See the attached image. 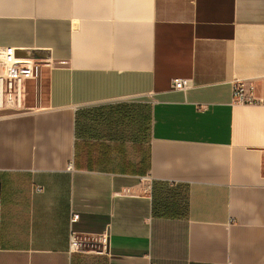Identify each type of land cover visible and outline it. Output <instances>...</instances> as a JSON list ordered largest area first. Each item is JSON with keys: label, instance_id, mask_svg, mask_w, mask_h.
I'll return each mask as SVG.
<instances>
[{"label": "crops", "instance_id": "0c3cea01", "mask_svg": "<svg viewBox=\"0 0 264 264\" xmlns=\"http://www.w3.org/2000/svg\"><path fill=\"white\" fill-rule=\"evenodd\" d=\"M7 46L40 65L0 107V264H264V0H0Z\"/></svg>", "mask_w": 264, "mask_h": 264}, {"label": "built area", "instance_id": "2783aa9c", "mask_svg": "<svg viewBox=\"0 0 264 264\" xmlns=\"http://www.w3.org/2000/svg\"><path fill=\"white\" fill-rule=\"evenodd\" d=\"M14 47H0V107L18 106L22 96V86L25 80L35 79L39 74V59L33 56L25 57L16 54ZM189 81L183 77H173L170 87L175 90H185ZM232 99L238 103H262V99L253 95L250 83L234 81ZM77 214L72 215V220ZM107 233H79L71 231L69 249L82 252H103L106 248Z\"/></svg>", "mask_w": 264, "mask_h": 264}, {"label": "water", "instance_id": "95a60500", "mask_svg": "<svg viewBox=\"0 0 264 264\" xmlns=\"http://www.w3.org/2000/svg\"><path fill=\"white\" fill-rule=\"evenodd\" d=\"M19 52V53H18ZM16 54L17 55H19V54H23L25 57H31V56H37L36 54H35V51H32V50H27V51H20V50H18V51H16ZM19 56H21V55H19Z\"/></svg>", "mask_w": 264, "mask_h": 264}]
</instances>
